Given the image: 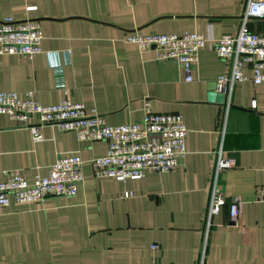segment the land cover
<instances>
[{"label": "crops", "instance_id": "1", "mask_svg": "<svg viewBox=\"0 0 264 264\" xmlns=\"http://www.w3.org/2000/svg\"><path fill=\"white\" fill-rule=\"evenodd\" d=\"M244 8L245 0H0V18L28 17L42 32L32 56L0 53V91L19 97L30 91L44 104L81 101L112 124L138 120L147 101L153 111L180 113L186 127L176 167L116 179L92 169L90 159L105 151L103 139H77L44 124L41 139L32 141L26 126L0 113V180L11 167L28 180L44 175L58 154L82 160L73 195L33 202L8 195L0 206V264H194L216 155L231 164L216 176L226 202L211 218L204 264H264V208L257 199L264 182V80H236L224 102L208 101L206 84L228 72L227 59L201 47L185 80L178 63L157 60L154 49L125 39L132 31L233 35ZM247 27L264 34V18L249 19ZM242 68L251 74L248 63Z\"/></svg>", "mask_w": 264, "mask_h": 264}, {"label": "built area", "instance_id": "2", "mask_svg": "<svg viewBox=\"0 0 264 264\" xmlns=\"http://www.w3.org/2000/svg\"><path fill=\"white\" fill-rule=\"evenodd\" d=\"M28 6L26 9H33ZM251 18H264V0H245V8L233 35L213 39L197 32L181 34H145L132 31L126 40L138 47L151 48L157 60H173L184 71V79L190 80V69L196 52L201 47L213 50L216 55L229 61V70L218 75L216 89L230 88L236 80L249 79L252 83L264 80V34L251 31L247 22ZM42 32L38 22L28 17L0 18V53H19L27 57L40 50ZM243 63L250 65L251 74L243 71ZM56 81L61 82L60 69L54 67ZM254 101H252V105ZM0 113L6 114L16 124L29 129L32 141L41 139L40 125L54 124L61 130H71L77 139H103L106 148L103 154L90 159L96 176L109 175L116 179L137 178L145 170L157 172L173 169L184 153L186 127L181 115L173 111H153L148 102L138 120L125 123H107L94 107L85 108L81 101L62 97L52 103H41L26 91L19 97L13 90L0 91ZM34 117L36 122L28 123ZM81 158L77 154H58L49 163L44 175L35 174L28 180L17 167L3 171L0 180V206L6 205L11 194L18 202L40 201L46 195L70 196L82 180ZM227 158L216 155L211 175L208 196L202 214L201 243L194 264H204L205 243L211 218L225 200L218 185L217 173L228 166ZM122 195H130L124 190ZM257 199L264 208V182L257 187ZM230 219L238 214V200L232 198L227 204ZM151 247L155 244L151 243ZM152 264V263H132Z\"/></svg>", "mask_w": 264, "mask_h": 264}, {"label": "water", "instance_id": "3", "mask_svg": "<svg viewBox=\"0 0 264 264\" xmlns=\"http://www.w3.org/2000/svg\"><path fill=\"white\" fill-rule=\"evenodd\" d=\"M216 80L206 84L205 98L208 101H214L216 103L224 102L225 92L224 90L216 89Z\"/></svg>", "mask_w": 264, "mask_h": 264}]
</instances>
